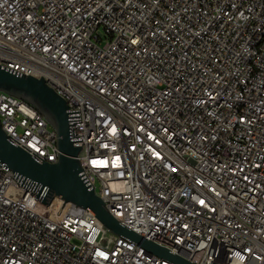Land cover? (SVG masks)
Segmentation results:
<instances>
[{"label":"built area","instance_id":"2783aa9c","mask_svg":"<svg viewBox=\"0 0 264 264\" xmlns=\"http://www.w3.org/2000/svg\"><path fill=\"white\" fill-rule=\"evenodd\" d=\"M0 65L79 109L77 158L118 222L194 264H264V0H0ZM0 126L57 160L43 115L1 90ZM11 176L0 264H171Z\"/></svg>","mask_w":264,"mask_h":264},{"label":"water","instance_id":"95a60500","mask_svg":"<svg viewBox=\"0 0 264 264\" xmlns=\"http://www.w3.org/2000/svg\"><path fill=\"white\" fill-rule=\"evenodd\" d=\"M0 90L32 104L56 132L57 160L48 162L12 139L0 126V166L12 171L11 177L18 185L32 191L34 198L46 206L57 198L63 203L90 210L107 230L171 264H194L170 249L145 239L107 211L77 158L81 139L80 135L75 136L74 122L80 121L79 109L70 110L42 75H25L0 65Z\"/></svg>","mask_w":264,"mask_h":264},{"label":"bare ground","instance_id":"6f19581e","mask_svg":"<svg viewBox=\"0 0 264 264\" xmlns=\"http://www.w3.org/2000/svg\"><path fill=\"white\" fill-rule=\"evenodd\" d=\"M62 205V206H61ZM69 205V203H63L60 199H54L51 203V206L53 208V213L54 214H58L61 211H63L67 206ZM61 207V208H60ZM60 209V210H59ZM59 211V212H58Z\"/></svg>","mask_w":264,"mask_h":264},{"label":"snow or ice","instance_id":"6c2138e0","mask_svg":"<svg viewBox=\"0 0 264 264\" xmlns=\"http://www.w3.org/2000/svg\"><path fill=\"white\" fill-rule=\"evenodd\" d=\"M133 43H135V41H133ZM101 90H103V89H101ZM111 131L113 132V133H115V131H116V129H115V127H113L112 129H111ZM149 138H152L151 136H149ZM157 143H159V141H157ZM158 155V154H157ZM118 159V158H117ZM93 163H95V161L93 162ZM173 171H176V169H173ZM199 203L201 204V205H204L205 204V202L203 201V200H200L199 201ZM185 227H187V225H185ZM101 256H104V253L103 252H101V253H99Z\"/></svg>","mask_w":264,"mask_h":264}]
</instances>
